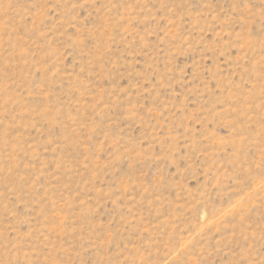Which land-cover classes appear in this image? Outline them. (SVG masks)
<instances>
[{
  "label": "rangeland",
  "instance_id": "obj_1",
  "mask_svg": "<svg viewBox=\"0 0 264 264\" xmlns=\"http://www.w3.org/2000/svg\"><path fill=\"white\" fill-rule=\"evenodd\" d=\"M0 264H264V0H0Z\"/></svg>",
  "mask_w": 264,
  "mask_h": 264
}]
</instances>
